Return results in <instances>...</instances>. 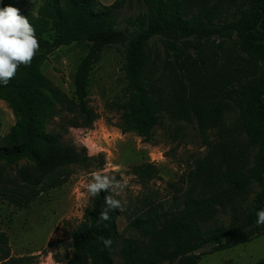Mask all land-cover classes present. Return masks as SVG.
Here are the masks:
<instances>
[{
  "label": "trees",
  "instance_id": "1",
  "mask_svg": "<svg viewBox=\"0 0 264 264\" xmlns=\"http://www.w3.org/2000/svg\"><path fill=\"white\" fill-rule=\"evenodd\" d=\"M126 1L104 6L101 0H41L34 13L29 1L0 0V7H16L29 19L40 45L30 66L21 65L7 86L0 85V100L15 118L10 132L0 138V202L29 208L40 195L61 187L71 176L70 168L92 167L95 159L87 148L47 130L53 104L46 93L69 110L71 116L61 119L64 127L91 129L98 119L89 107L91 75L105 50L115 48L124 75L123 133L135 132L150 143L161 113L170 111L196 122L206 136L234 114L239 136L256 146V152L252 159L243 153L230 156L221 136L217 166L202 186L199 170L172 206L141 209L129 224L135 237L123 239L119 234V209L110 211L109 220H100L109 195L101 191L72 233L67 264H200L204 255L264 236V226L255 223L256 212L264 208V0H143L147 11L120 29L118 12ZM236 1L240 8L231 13ZM158 38L165 42L170 75L165 70L155 73L148 45ZM212 39L231 41L232 50L225 64L203 72L199 53L203 41ZM75 43H87L89 49L75 72L71 101L60 95L42 69L50 55ZM135 171L149 180L158 175L150 163ZM254 183L261 191L253 206H235ZM226 209L228 224L219 219ZM101 237L110 238L111 246L105 247ZM30 260L11 256L0 224V264ZM255 264H264V258Z\"/></svg>",
  "mask_w": 264,
  "mask_h": 264
},
{
  "label": "rangeland",
  "instance_id": "2",
  "mask_svg": "<svg viewBox=\"0 0 264 264\" xmlns=\"http://www.w3.org/2000/svg\"><path fill=\"white\" fill-rule=\"evenodd\" d=\"M115 1L101 0V3L110 6ZM34 2H30L31 10L36 13L41 0ZM147 8L143 0H127L118 12L119 28H127L128 19L138 17ZM238 8L240 6L236 1L230 9L231 13L238 11ZM88 49L87 43L61 47L50 55L42 69L60 95L71 101L75 99L74 75ZM148 50L156 63L157 76L164 70L166 75H170L172 72L164 39L151 41ZM231 50V41L223 44L217 39L203 41L199 53V60L204 62V65L201 64L203 72L225 64ZM46 95L53 104V113L46 119L49 132L60 133L77 147H84L77 143V137L86 134L90 142L102 150L91 156L95 159L91 168H70L71 176L61 187L40 195L29 208L21 209L7 201L0 202L1 229L9 238L11 256L29 257L31 260L25 264H67L72 252V233L84 220L85 211L95 198L90 197L85 188L92 172L128 180V187L116 197L125 205L123 210L119 209L121 215L117 222L118 232L125 239L137 236L129 229V224L132 218L140 214L141 209L147 211L151 207L172 206L174 199H181L191 186L192 178L199 170L202 175L199 186H202L204 179L217 166L215 154L220 156L221 150L217 152L216 146L221 136L222 143H225L224 149L230 156L243 153L245 159H252L256 152V146L239 136L241 130L234 114L226 116L223 125L206 136L200 133L196 122L172 116L170 111L161 113L154 139L150 143L135 132L123 133L120 125L123 112L121 105L126 100L124 75L122 58L115 48L105 50L101 62L91 75L89 107L98 115L91 129L64 127L61 119L71 116L69 110L61 106L49 92ZM14 124L15 118L10 108L0 100V138L5 137ZM146 163L154 164L158 170V175L151 180L135 171L137 166ZM23 164L21 162L20 165ZM260 191L256 183L252 184L247 193L237 198L235 203L239 204L235 206L243 209L252 207ZM219 219L228 224L229 209L220 212ZM263 258L264 236H261L250 243L204 255L200 264H255Z\"/></svg>",
  "mask_w": 264,
  "mask_h": 264
},
{
  "label": "clouds",
  "instance_id": "3",
  "mask_svg": "<svg viewBox=\"0 0 264 264\" xmlns=\"http://www.w3.org/2000/svg\"><path fill=\"white\" fill-rule=\"evenodd\" d=\"M39 40L35 28L29 19L20 14V10L13 6L0 7V85L7 86L15 78L21 65L30 66L39 51ZM77 143L88 149V155H97L102 149L92 144L88 135L81 134ZM128 187V180H118L114 175L101 172H92L90 180L86 183V192L90 197L97 196L101 191L110 192L106 196L104 211L100 214L101 221L110 219V211L123 210L124 204L116 197L120 196ZM257 226H264V208L256 212ZM105 247H110V238H100ZM52 253L49 252V256Z\"/></svg>",
  "mask_w": 264,
  "mask_h": 264
},
{
  "label": "crops",
  "instance_id": "4",
  "mask_svg": "<svg viewBox=\"0 0 264 264\" xmlns=\"http://www.w3.org/2000/svg\"><path fill=\"white\" fill-rule=\"evenodd\" d=\"M27 1H29V2H31V3H32V2H34V1H36V0H27ZM34 3H35V2H34Z\"/></svg>",
  "mask_w": 264,
  "mask_h": 264
}]
</instances>
